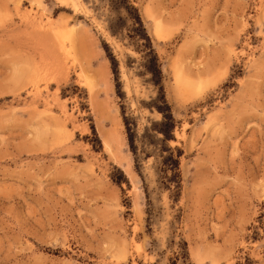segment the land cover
Here are the masks:
<instances>
[{"label": "rangeland", "instance_id": "rangeland-1", "mask_svg": "<svg viewBox=\"0 0 264 264\" xmlns=\"http://www.w3.org/2000/svg\"><path fill=\"white\" fill-rule=\"evenodd\" d=\"M133 1L181 120L180 194L156 155L136 169L102 39L141 132L161 114L140 54L84 0H0V264H264V0Z\"/></svg>", "mask_w": 264, "mask_h": 264}, {"label": "trees", "instance_id": "trees-1", "mask_svg": "<svg viewBox=\"0 0 264 264\" xmlns=\"http://www.w3.org/2000/svg\"><path fill=\"white\" fill-rule=\"evenodd\" d=\"M84 1L91 4L94 10L104 17L106 29L111 36L116 37L140 54L137 58L131 53H126V66L131 67L136 64V73L141 77L144 84L151 85L155 89V94L144 103L152 112H159L161 117L159 119L150 118L140 132L137 128L136 117L127 114L126 106L123 103L125 96L122 90L121 61L113 53L111 45L102 39L106 55L110 61L116 93L120 99L127 139L135 158L136 169L139 171L138 165L143 154L144 157L156 155L163 165L164 186L170 189L172 194L179 195L182 181L180 159L184 151L181 146L172 145L171 142L176 141V130L181 125V120L174 115L172 105L167 99L163 60L155 47L139 7L133 0ZM172 187L175 190H172Z\"/></svg>", "mask_w": 264, "mask_h": 264}, {"label": "bare ground", "instance_id": "bare-ground-1", "mask_svg": "<svg viewBox=\"0 0 264 264\" xmlns=\"http://www.w3.org/2000/svg\"><path fill=\"white\" fill-rule=\"evenodd\" d=\"M69 36V35H68ZM64 40V39H63ZM64 46V45H63ZM109 143V142H108ZM107 144V143H106ZM110 145V144H109Z\"/></svg>", "mask_w": 264, "mask_h": 264}]
</instances>
